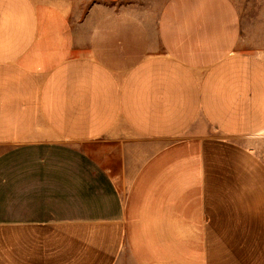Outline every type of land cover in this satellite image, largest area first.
I'll list each match as a JSON object with an SVG mask.
<instances>
[{"label":"crops","instance_id":"1","mask_svg":"<svg viewBox=\"0 0 264 264\" xmlns=\"http://www.w3.org/2000/svg\"><path fill=\"white\" fill-rule=\"evenodd\" d=\"M73 4L0 0V264H264V58L232 3L154 29Z\"/></svg>","mask_w":264,"mask_h":264},{"label":"rangeland","instance_id":"2","mask_svg":"<svg viewBox=\"0 0 264 264\" xmlns=\"http://www.w3.org/2000/svg\"><path fill=\"white\" fill-rule=\"evenodd\" d=\"M168 0H72L73 15L84 17L93 3H98L99 10L94 13L99 16L108 11H125L137 15L146 22L148 28L154 29L155 19ZM232 3L238 19L239 39L237 49L257 54L264 58V0H229ZM76 18L73 17V22ZM65 153L66 150H65ZM66 156L68 154H65ZM56 158H50V165L59 164ZM79 158L75 159L78 162ZM67 162V160H66ZM55 176V174H51Z\"/></svg>","mask_w":264,"mask_h":264}]
</instances>
